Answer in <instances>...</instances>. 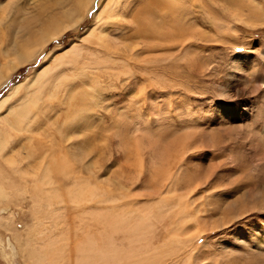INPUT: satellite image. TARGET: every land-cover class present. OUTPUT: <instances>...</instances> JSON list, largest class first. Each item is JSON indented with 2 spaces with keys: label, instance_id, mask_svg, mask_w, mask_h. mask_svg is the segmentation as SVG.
<instances>
[{
  "label": "rangeland",
  "instance_id": "rangeland-1",
  "mask_svg": "<svg viewBox=\"0 0 264 264\" xmlns=\"http://www.w3.org/2000/svg\"><path fill=\"white\" fill-rule=\"evenodd\" d=\"M0 264H264V0H0Z\"/></svg>",
  "mask_w": 264,
  "mask_h": 264
},
{
  "label": "bare ground",
  "instance_id": "bare-ground-1",
  "mask_svg": "<svg viewBox=\"0 0 264 264\" xmlns=\"http://www.w3.org/2000/svg\"><path fill=\"white\" fill-rule=\"evenodd\" d=\"M109 8H111V5H110V3H105L104 5H103V7H102V9L100 10V12H97V14H96V18L97 19H99V17H102V14H104V13H106L108 10H109ZM103 18V17H102ZM98 28V27H97ZM96 26L95 27H93L92 29H91V31H90V34H92L96 29ZM51 38V37H50ZM80 52H81V50L80 49H76L75 50V48L73 49V47H72V54H74V56H73V60L75 59V57H78L79 56V54H80ZM24 57L25 56H22V54L19 52V53H17V61H18V63H22V62H24ZM61 61H63V62H65L64 61V59H61ZM67 62H69V60L67 61ZM8 63V62H7ZM10 64H12V63H10ZM86 65H87V63H81V66H83V67H86ZM13 66H16V64H15V61H14V65ZM57 66V65H56ZM51 70V69H50ZM51 71H53V70H51ZM50 72V71H49Z\"/></svg>",
  "mask_w": 264,
  "mask_h": 264
}]
</instances>
